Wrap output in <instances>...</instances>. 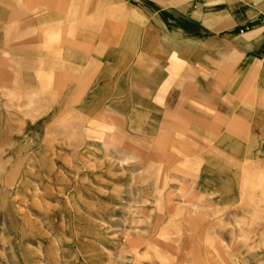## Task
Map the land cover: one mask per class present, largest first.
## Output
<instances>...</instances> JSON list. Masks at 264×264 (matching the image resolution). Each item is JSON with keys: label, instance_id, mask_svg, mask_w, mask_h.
Wrapping results in <instances>:
<instances>
[{"label": "rangeland", "instance_id": "rangeland-1", "mask_svg": "<svg viewBox=\"0 0 264 264\" xmlns=\"http://www.w3.org/2000/svg\"><path fill=\"white\" fill-rule=\"evenodd\" d=\"M38 2L33 23L29 5L15 18L22 40L35 43L23 56L39 66L47 110L33 118L29 97L0 85V264H264V232L252 213L213 205L173 158H160L158 144L144 159L141 143L133 153L87 142L96 125L80 108L85 90L67 89L71 99L57 109L65 95L52 77L64 50L70 58L92 54L96 8L101 14L127 1ZM15 55L1 40L0 66ZM63 115L81 124L77 134L60 125Z\"/></svg>", "mask_w": 264, "mask_h": 264}, {"label": "crops", "instance_id": "crops-1", "mask_svg": "<svg viewBox=\"0 0 264 264\" xmlns=\"http://www.w3.org/2000/svg\"><path fill=\"white\" fill-rule=\"evenodd\" d=\"M38 1L0 0V42L17 54L1 60L0 85L29 97L33 118L48 106L39 66L23 56L35 43L22 40L15 17L29 5L33 23ZM126 1L101 14L96 8L92 54L70 58L64 50L52 77L65 95L57 109L71 99L67 89L86 91L80 108L96 125L85 132L87 142L124 144L133 153L141 143L144 159L158 144L160 158L191 175L192 189L213 205L252 213L264 232V0ZM62 45H71L69 36ZM61 122L79 132L68 115ZM109 124L115 130L103 131Z\"/></svg>", "mask_w": 264, "mask_h": 264}]
</instances>
